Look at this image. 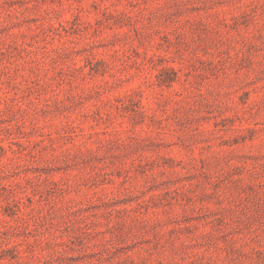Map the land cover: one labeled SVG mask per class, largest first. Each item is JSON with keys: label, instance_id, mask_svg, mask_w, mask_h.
I'll return each mask as SVG.
<instances>
[{"label": "rangeland", "instance_id": "obj_1", "mask_svg": "<svg viewBox=\"0 0 264 264\" xmlns=\"http://www.w3.org/2000/svg\"><path fill=\"white\" fill-rule=\"evenodd\" d=\"M0 264H264V0H0Z\"/></svg>", "mask_w": 264, "mask_h": 264}]
</instances>
